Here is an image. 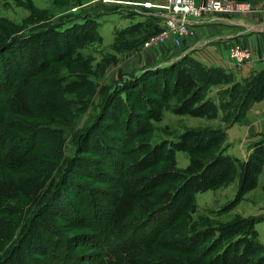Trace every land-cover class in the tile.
Returning a JSON list of instances; mask_svg holds the SVG:
<instances>
[{"label":"rangeland","instance_id":"obj_1","mask_svg":"<svg viewBox=\"0 0 264 264\" xmlns=\"http://www.w3.org/2000/svg\"><path fill=\"white\" fill-rule=\"evenodd\" d=\"M166 2L0 0V48L10 45L0 52V131L9 132V148L26 145L22 162L9 166L10 159L4 157L0 170L18 183L29 180V187L22 191H31L35 183L48 176L47 183L55 180V200L50 205L56 206L50 209L54 213L50 217L62 234L71 227L66 220L73 221L76 227L82 225L81 230L89 234L97 233V226L111 225L109 216L116 200L127 183L128 187L134 186L138 180L139 199L116 230L126 253L133 251L138 264H220L219 251L237 236L231 228L242 219L262 215L250 212L264 207V171L261 168L257 173H248L250 187L241 193L238 188L243 170L222 178L220 167H215L222 145L207 143L210 140L200 137L204 131L225 126L227 120L220 110L215 117L199 111L194 114L197 107L210 112L206 94L192 104L180 102L178 88L168 86L162 91L157 82L146 83L150 76L140 82L145 101H141L142 92L128 96L120 93L128 83L136 85L138 78L134 77L143 71L142 56L152 53L156 63L166 61L188 42L200 39L196 28L193 37L167 32L163 41L145 46L152 36L142 32L111 46L116 29L133 23L130 19L141 18H132L129 13L159 18L169 11L158 7ZM112 6L119 8L109 13L107 7ZM80 13L103 14L99 18L103 39L68 48V42L79 36L71 32L64 37L53 31ZM205 14L212 13L196 18ZM40 47L46 49V58L38 70L29 73V112L12 110L8 102L10 90H4V81L9 77L11 85L15 84L22 76L21 62ZM45 100L49 102L39 106ZM181 138L185 144H173ZM223 144L230 147L228 135ZM208 145L213 149L207 150ZM227 153L231 155L228 149ZM196 161L208 170L203 178L202 172L196 170ZM211 171L216 177L210 182ZM141 178H146L145 183ZM235 195L238 196L233 201ZM22 197L25 196L13 201L20 204L17 214L0 215L5 223V230L0 229L4 236L0 238V264H16L11 261L16 252L25 253L32 264H88L92 241L86 240V233L72 230L77 235L74 241L63 237L56 242L62 243L55 246L60 249L59 260L52 259L54 244L44 241L39 230L46 222L41 215L45 207L29 208L28 198ZM168 198L174 201L170 205L166 203ZM89 199L96 213L84 217L82 206ZM79 200L84 201L83 205ZM30 209L33 212L28 215ZM71 209L78 213L66 219ZM152 209V214L147 215ZM31 227L36 231L29 234ZM255 227L264 228V222ZM261 236L264 238V231Z\"/></svg>","mask_w":264,"mask_h":264},{"label":"trees","instance_id":"obj_2","mask_svg":"<svg viewBox=\"0 0 264 264\" xmlns=\"http://www.w3.org/2000/svg\"><path fill=\"white\" fill-rule=\"evenodd\" d=\"M237 1H248L252 5H254L259 0ZM118 8L119 7L115 6L107 7V11L109 13H113ZM106 14L108 13H105V15ZM130 14L135 15L136 13L133 12ZM101 16H103V14L97 13L89 15L88 13H80L79 16L71 18V20L67 21L66 23L57 26L55 28L56 30L53 31V33L62 35L64 37H68V33H76L79 38L69 41L67 44L68 48H71V45L78 48L82 43L86 41L96 42L102 40V36L99 33V18H101ZM142 23L143 24H134L133 26H131V30L134 31L135 34L145 32L148 37L159 32L162 29V26L152 19L146 20ZM123 33V30H121L119 31V36L118 33L116 34L115 41L112 46L129 41L123 38ZM14 43H16V41H14ZM9 47L10 45L1 47L0 52ZM45 58L46 49L40 47V49L32 52L23 62H21L22 76L20 75L21 77L15 84L13 83V85H11L12 81L9 80V77L7 78V81H4V83L6 84L5 86H7V88L4 90H10L8 102L11 105L12 110L14 109L22 113L29 112L28 99L26 94V90H28L27 87L30 80L29 73L31 71L38 70L39 67H41L44 63ZM240 68L236 67V69ZM235 71L236 70L226 69L220 66H204L199 61L191 58L189 55H184L179 59L168 61L159 65L158 63H156L155 56L151 53H147L144 56L143 71L137 72V75H135L136 77H134L138 78L136 80V85L128 83L121 89L120 93L128 96L131 92H135L136 94H140L142 92L140 98L141 101H145L146 97H143V87L140 82L143 81L145 76H150L146 83L153 80V82H157L156 84L161 87L162 91H165L168 86L172 87L173 89L178 88L179 96L177 99L180 102L186 101L188 104H192L206 94L207 99L205 101V104L207 107L210 106V112H208V109L206 108L197 107L195 108L194 114H197V112L199 111L201 115L215 117L217 112L220 110L223 112L224 118L227 120V123H225V126H220L219 129L204 131L200 139L204 141L210 140L206 141L207 143L216 142L219 145H222L220 150L216 154L215 167H220L223 179L227 178L230 174L235 175L240 170H243L242 182L238 188V193H241L250 187V183H248L249 180L247 177L248 173H251L253 171L254 173H257L261 170L262 165H264V138H262V140L257 143L246 160H242L229 155L227 153L228 147L227 145H224L223 142L227 135L226 128L234 123L245 122L247 110L254 103L264 100V62H262L258 67L252 68L250 72L245 76L237 75ZM131 88H135V90L131 91ZM47 102H49V100L42 101L39 103V106H42ZM190 110H194V108ZM8 133V131H3V129L0 131V165H2L4 161L2 160V158L6 157L10 159L11 164L8 165L13 166L15 161H18V163L22 162V159L25 156L26 145L20 144L19 147L14 146L12 148H9V146H7L8 137H6V134ZM173 144L176 146L178 144L182 146V144H185V141L183 140V138H181L180 140L173 142ZM207 147V150L213 149L212 146L208 145ZM6 151H8L7 155H2L3 152ZM196 170H200L202 172V174L200 175L201 178H203V176H205L206 174L205 172L208 171L206 170V166L201 161H196ZM190 171L193 172L192 170ZM215 174V171H211V175L209 177L210 182L213 178L216 177ZM46 179L41 181L40 183H35V185L32 186L31 191H22L25 188L29 187V180L26 179L24 183H18L17 181L10 179L5 174V172L0 170V215H2L3 213H6L8 216L17 214V212H19L18 208L20 204L13 203V201L17 197L20 198V195L28 198L30 204L29 208H36L37 206L45 207L41 211V215L44 219H46V222L44 223V225L39 227V230L42 231L44 241H48V243L54 244V248L52 249V251H54V256L56 257L52 255V259H56L57 261L59 260V257L57 258V256L60 255V249L55 246H60V244L62 243L56 242L61 241L63 237H65L67 241L69 240V238L73 239L72 241H74L77 235L73 232H80L82 235H84L86 232L81 230L83 228L82 225L80 227H76L73 221L70 222L66 220L65 222L71 224V227L65 232L63 231L65 234L64 235L61 233V229L55 227V225L51 222L52 217L50 216H52V214L54 213L50 211V209L56 206L52 205L51 207L50 205L51 200H55V197H52V188L55 180L47 183ZM140 181L145 183L146 178H144V181L143 178H141ZM129 186L130 187H128L127 183L125 190L116 200V204L111 211V216H109V221L112 224L116 225L107 224L97 226V233H86L87 235H84L88 236L89 238H86V240L92 241L90 243L92 246V253L90 254L88 264H126L128 262L129 264H138L137 261H135L136 259H134L135 254L133 251L131 253H126L127 250L123 248L122 243L120 242V232H116L119 226L118 224L124 221L125 217L129 216L133 205L139 199L138 193H136L137 187L139 186L138 180L134 182V186L132 184H129ZM128 190H130L129 193H127ZM237 196L238 195L234 196L233 201L237 199ZM25 197H22V199H24ZM79 201L83 205L84 201ZM22 202L23 201H21V203ZM173 202L174 201H172L171 198H168L166 200L167 205H170ZM153 211L154 209L149 211L147 215L152 214ZM32 212L33 209H30L28 211V215L32 214ZM75 213L78 212H76V210L74 209H71L70 212L66 213V219H69V217ZM82 213L84 214V217L96 213L90 199L84 206H82ZM3 219L4 218L0 216V224L4 223ZM261 220H264V216H250L249 220L244 221V219H242L238 222V225L243 224V227L245 229L235 228L238 227V225L231 228L234 229L233 235L236 234L237 236L235 240L230 241L231 244L229 243L223 250L219 251L217 256H219L220 264H264V243L260 242L258 238V232L255 229V224ZM1 225V231H4L5 223ZM108 226L109 229L108 231H106V228ZM34 229L35 227H31L27 233L30 234L31 232H34ZM194 230L195 226L192 225L191 231ZM2 237H4L3 233H0V238ZM110 257H112L114 260H111L112 258ZM11 261L15 262L16 264H32L25 253H13V258Z\"/></svg>","mask_w":264,"mask_h":264},{"label":"crops","instance_id":"obj_3","mask_svg":"<svg viewBox=\"0 0 264 264\" xmlns=\"http://www.w3.org/2000/svg\"><path fill=\"white\" fill-rule=\"evenodd\" d=\"M159 2L161 3L162 1ZM135 13V15L129 13V16L141 18L139 20L130 19L133 23H128L121 29L124 32L123 38L125 40H131L136 35L131 30V26L134 24H143L142 22L152 19L162 25L161 14L158 18L154 15H143L147 13ZM262 21H264V0L257 1L252 9L248 11L232 14L212 13L205 14L199 18L191 17V24L195 29H198L200 39L188 42L179 52L171 55L166 61H160L158 64L161 65L168 61L179 59L184 55H189L204 66H220L236 70L237 75L245 76L252 68L258 67L264 62V32L259 30ZM100 25L102 24L100 23ZM121 30L116 29L115 33H119ZM115 37L116 35H114V38L110 42L111 46L115 41ZM236 43L247 45L253 53L252 62L244 64L243 67H239L240 69H236L232 60L228 58L229 47ZM143 61L144 57L142 56L141 63ZM245 119V122L234 123L226 128L228 143L230 145L228 152L242 160H246L257 143L264 138V135L261 134L264 133V126L261 125L262 121H264V100L254 103L247 110ZM262 171H264V167H262ZM250 214H262L260 216H264V207L256 208ZM260 222H264V220L256 224ZM256 231L258 232L260 242L264 243V238L261 236L264 228L256 229Z\"/></svg>","mask_w":264,"mask_h":264},{"label":"built area","instance_id":"obj_4","mask_svg":"<svg viewBox=\"0 0 264 264\" xmlns=\"http://www.w3.org/2000/svg\"><path fill=\"white\" fill-rule=\"evenodd\" d=\"M165 4L158 5L160 8L168 9L162 14V29L151 35L150 41L145 46H150L153 42L158 43L166 38L167 32H177L181 36L193 37L194 27L191 24V17H198L202 13H222L232 14L252 9V4L248 1L237 0H165ZM264 32V21L260 23V29ZM179 44L178 39H174ZM228 56L239 68L244 64L251 63L253 53L247 45L240 43L229 47Z\"/></svg>","mask_w":264,"mask_h":264},{"label":"water","instance_id":"obj_5","mask_svg":"<svg viewBox=\"0 0 264 264\" xmlns=\"http://www.w3.org/2000/svg\"><path fill=\"white\" fill-rule=\"evenodd\" d=\"M203 2L205 1V0H202Z\"/></svg>","mask_w":264,"mask_h":264}]
</instances>
